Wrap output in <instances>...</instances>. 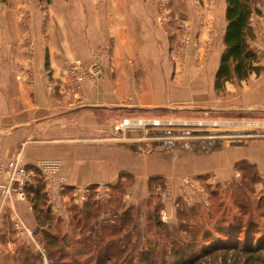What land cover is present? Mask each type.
Returning a JSON list of instances; mask_svg holds the SVG:
<instances>
[{
  "label": "rangeland",
  "instance_id": "374dc122",
  "mask_svg": "<svg viewBox=\"0 0 264 264\" xmlns=\"http://www.w3.org/2000/svg\"><path fill=\"white\" fill-rule=\"evenodd\" d=\"M247 1L258 11L250 18L253 37L248 42L258 56L264 51V0ZM52 2L61 1L51 0L50 4ZM50 4L45 0L0 1V30H22L16 15H24L26 25L35 14L41 13L45 18L51 10ZM155 7L159 15L168 17L166 25L168 23L172 55L180 58L183 64L184 60L194 58L198 65L190 79L175 80L176 99L170 105L172 113L162 109L128 111L136 119V131H139L134 135L137 138L129 142L141 143L149 153L159 149L156 143L166 146V142H174L178 164L188 152L206 153L217 156L212 161L217 167L196 176L173 179L154 176L147 183H136L134 178L126 176L113 189L102 188L94 193L87 204L85 193L88 190H73V197L66 191L68 183L61 173L63 163L60 160L38 161L61 162L59 171L53 175L39 171L38 162L28 169L20 158L5 161L0 157L2 188L14 182L17 170L23 168L27 175L25 198L15 189L16 183L6 197L1 195L0 186V208L18 204L24 214L18 219L13 217L14 221L5 217L2 223L0 264H98L95 259L108 254L113 261L109 264H125L126 255L116 245L128 235L132 244L139 238L142 242L155 243L166 228L173 231L184 224L191 226L198 244L196 254L215 244H239L240 247L264 244V161L259 155L263 152L255 150L254 154L259 157L256 163L251 164L247 159L250 157L248 148L264 142V110H234L226 86L240 81L228 82L221 90L215 86L216 78L213 87L198 81L204 62L210 59L212 62L215 54L221 50L224 53L226 49L227 0H158ZM200 51H204L203 56ZM76 63L79 71L73 73L71 67ZM263 71L264 67L260 73ZM63 74L66 80L58 88L63 94L51 96L58 98V102L61 99L63 107L78 109L85 101V83L100 79L103 68L98 61H75L66 65ZM76 80L80 82V91H74ZM49 88L52 91L53 85ZM128 122L121 125L128 128ZM222 149V155L218 154ZM233 156L240 159L230 165ZM62 181L66 185L60 186ZM39 182L45 183L46 194L44 190L39 194L31 190L27 194V186L37 187L41 185ZM134 188L136 192L130 194ZM32 199L37 202L38 210H44L42 213L35 211L36 220ZM160 224L163 227H159Z\"/></svg>",
  "mask_w": 264,
  "mask_h": 264
},
{
  "label": "crops",
  "instance_id": "0c3cea01",
  "mask_svg": "<svg viewBox=\"0 0 264 264\" xmlns=\"http://www.w3.org/2000/svg\"><path fill=\"white\" fill-rule=\"evenodd\" d=\"M59 1L49 3L45 18L35 14L26 25L24 15H16L22 30H0V157L20 158L28 169L40 160H60L66 191L73 197V190H88L86 203L126 176L147 183L154 176H196L217 167L212 164L217 156L206 153L188 152L178 164L174 142L156 143L159 149L151 153L141 143L129 142L139 131L128 111L172 113L175 80L190 79L198 65L194 58L183 64L172 55L168 17L157 13L158 0ZM222 54L204 62L199 82L214 86ZM258 56L263 68L264 51ZM75 61H98L103 75L86 82L84 104L69 109L51 95L63 94L58 90L66 80L63 69ZM226 90L234 110H264V71L227 84ZM126 120L128 128L121 125ZM257 149L264 161L263 142L248 148L251 164L259 159ZM217 152L222 155L223 149ZM239 159L233 156L229 164ZM12 206L0 208V233L5 217L14 221L24 216L20 205ZM35 211L33 207L34 220Z\"/></svg>",
  "mask_w": 264,
  "mask_h": 264
},
{
  "label": "trees",
  "instance_id": "16d2710c",
  "mask_svg": "<svg viewBox=\"0 0 264 264\" xmlns=\"http://www.w3.org/2000/svg\"><path fill=\"white\" fill-rule=\"evenodd\" d=\"M0 1L6 2L8 0ZM45 1L49 4L51 0ZM227 5L228 26L224 40L226 49L222 54L216 76L215 86L218 90H221L228 82L246 80L251 74L261 72V68L256 64L258 56L250 49L248 43L253 37L250 18L258 11L252 9L247 0H227ZM39 183L41 185L33 187L34 189L31 187L32 185L27 186V194L31 190L37 194L43 191L44 184ZM32 202L34 203L33 199ZM37 206V202L34 203V209L42 213L43 208L38 210ZM88 206L86 205V207ZM126 222L121 226H124ZM161 224L159 227H163ZM162 237L161 239L158 238L155 243L149 240L142 242L143 239L139 238L135 244H132L130 235H128L122 243L120 242L116 246L123 249L126 255L123 261L125 264H264L263 243L245 247H240L239 244H215L208 250L196 254L198 244L194 240L191 226L180 225L179 229L173 231L166 228ZM111 246L116 247L114 244ZM116 249L121 251L117 247ZM108 255L104 258L98 257L95 260L98 264L112 263V258Z\"/></svg>",
  "mask_w": 264,
  "mask_h": 264
},
{
  "label": "built area",
  "instance_id": "2783aa9c",
  "mask_svg": "<svg viewBox=\"0 0 264 264\" xmlns=\"http://www.w3.org/2000/svg\"><path fill=\"white\" fill-rule=\"evenodd\" d=\"M78 65L79 64L76 63L73 67H71L72 68L71 70L73 73H77L79 71V69H77V68H79ZM81 68H82V66H81ZM74 83H75L74 91H77V90L80 91V82L78 83L76 80ZM60 167H61V162H58V163L38 162L36 165V168L39 171H42V172L48 173V174H53V175H55L59 171ZM16 170H17V166H15V171ZM1 171L3 172L2 162L0 161V173L2 175ZM58 180L61 181L60 179H58ZM65 180L66 179H64V181ZM13 181L14 182L7 184L4 188H2V186L0 185L2 188L1 195L6 197L10 193L11 188H13V190H14V185L16 183L17 188H15V189H19L20 190L19 195L21 197L25 198V187L27 185V175H26V172L23 168L17 170V176ZM66 182H67V180H66ZM59 185L64 186V185H66V183L64 184V182L62 181V182H59ZM60 190L62 191L63 189H60ZM164 214L165 213H163V215Z\"/></svg>",
  "mask_w": 264,
  "mask_h": 264
},
{
  "label": "water",
  "instance_id": "95a60500",
  "mask_svg": "<svg viewBox=\"0 0 264 264\" xmlns=\"http://www.w3.org/2000/svg\"><path fill=\"white\" fill-rule=\"evenodd\" d=\"M35 234H36V232H35Z\"/></svg>",
  "mask_w": 264,
  "mask_h": 264
}]
</instances>
